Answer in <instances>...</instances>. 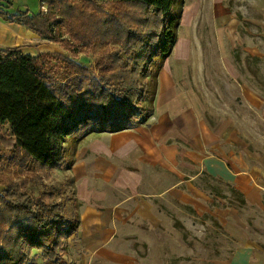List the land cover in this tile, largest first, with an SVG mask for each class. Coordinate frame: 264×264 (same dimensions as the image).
<instances>
[{"label": "rangeland", "instance_id": "rangeland-1", "mask_svg": "<svg viewBox=\"0 0 264 264\" xmlns=\"http://www.w3.org/2000/svg\"><path fill=\"white\" fill-rule=\"evenodd\" d=\"M1 1L14 13L45 9L40 0ZM20 47L94 65L95 57L81 42H72L68 50L35 36ZM159 73L153 113L133 129L154 135L148 138L150 144L161 133L169 134L165 139L180 153L192 150V169L182 170L187 181L175 192L180 199L167 193L166 202L154 197L162 188L160 167L147 160L142 161L136 193L130 187L102 184L103 195L122 200L125 211L114 219L113 259L102 264H264V0H183L177 40ZM9 135L7 126L0 127V148L11 146ZM107 136L91 146L101 147ZM204 155L223 159L235 179L255 186L244 204L231 190L244 196L234 181L204 170ZM183 161L191 162L188 156ZM0 169L14 179L20 173L9 161H2ZM47 170L49 179L41 173L42 179L54 199L64 201V217L71 218L80 209L74 180L65 169ZM40 189L29 185L26 191L36 196ZM137 204L141 214L132 213Z\"/></svg>", "mask_w": 264, "mask_h": 264}, {"label": "trees", "instance_id": "trees-1", "mask_svg": "<svg viewBox=\"0 0 264 264\" xmlns=\"http://www.w3.org/2000/svg\"><path fill=\"white\" fill-rule=\"evenodd\" d=\"M40 1L45 9L37 13L24 9L10 17L0 8V16L68 50L81 42L95 60L92 68L59 53L0 48V127H8L12 140L0 148V163L20 171L14 179L0 169V264H67V239L79 215L64 217V201L54 199L41 173L49 179L47 169L70 168L86 135L135 128L150 118L183 4ZM29 185L41 186L36 196L26 191ZM231 190L244 204L243 194Z\"/></svg>", "mask_w": 264, "mask_h": 264}, {"label": "crops", "instance_id": "crops-1", "mask_svg": "<svg viewBox=\"0 0 264 264\" xmlns=\"http://www.w3.org/2000/svg\"><path fill=\"white\" fill-rule=\"evenodd\" d=\"M3 3L0 0V8L11 17L14 12L2 6ZM35 36L37 34L25 26L12 20H5L0 16V48L22 46L25 40L34 39ZM20 48L23 50V47ZM159 81L157 93L160 88L158 85H161V75ZM104 134L110 137L108 142L102 140V146L98 148L95 145L91 146L96 138L101 141L103 138L100 136ZM153 137L154 135H150V132L128 128L116 132H93L78 143L74 163L70 168L65 169L74 180L76 201L80 205L77 211L78 227L76 232L67 239L68 254L65 256L67 264H86L88 258L90 264L91 262L102 264L113 259L115 253L114 219L122 217L125 211L122 200L111 201L103 195V183L121 188L130 187V190L136 193L137 187L142 184V174L139 172L142 161L147 160L159 165L161 171L157 175L161 180L158 185L162 188L154 197L166 202L165 196L170 193L176 199H180L175 192L180 193L179 184L187 181L182 179V170L192 169V150L180 153L175 144L168 143V139H165L170 138L167 133H161L160 138L154 139L150 144L148 138ZM87 143H91L90 146L85 145ZM87 151L91 153L86 155ZM95 153L99 155L95 156ZM183 156H188L191 162L184 163ZM118 160L125 161L126 165H119ZM201 163L204 170L211 176L221 178L226 182L234 181L238 189L244 193V198H249L247 194H252L255 190V186L250 185L244 179L239 180L238 177L235 179L236 173L231 172L223 159L204 155ZM165 171L169 173L165 174ZM189 177L192 178V174ZM133 211L141 214L140 204H137L132 213Z\"/></svg>", "mask_w": 264, "mask_h": 264}]
</instances>
